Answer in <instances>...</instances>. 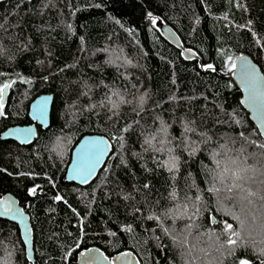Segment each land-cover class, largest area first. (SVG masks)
<instances>
[{
  "label": "trees",
  "instance_id": "obj_1",
  "mask_svg": "<svg viewBox=\"0 0 264 264\" xmlns=\"http://www.w3.org/2000/svg\"><path fill=\"white\" fill-rule=\"evenodd\" d=\"M163 23L196 57H185L162 33ZM0 25V88L10 85L0 107V135L29 122L36 96L53 94L50 125L38 126L32 143L0 137V197L12 192L30 214L36 261L27 258L18 224L0 217V264H78V253L91 246L109 256L135 251L141 264H236L238 258L262 264L258 196L257 219L241 225L225 215L230 204L200 188L211 187L209 150L217 140H235L236 149H245L244 166L256 169L257 180L264 172L250 155L259 148L247 143L259 145L264 137L229 74L239 53L264 71V0H2ZM113 91L132 103L110 119L100 104ZM186 127L197 135L185 134ZM87 133L108 136L113 151L97 176L81 185L64 176L73 146ZM200 133L211 138L208 144ZM252 187L262 194L258 184ZM173 191L177 203L203 195L192 231H199V248L210 255H189L148 219L173 206ZM210 213L232 223L241 243L217 252L223 237L215 241L219 230L209 223ZM187 223L165 219L163 227L178 233Z\"/></svg>",
  "mask_w": 264,
  "mask_h": 264
},
{
  "label": "snow or ice",
  "instance_id": "obj_2",
  "mask_svg": "<svg viewBox=\"0 0 264 264\" xmlns=\"http://www.w3.org/2000/svg\"><path fill=\"white\" fill-rule=\"evenodd\" d=\"M151 15V13H149ZM155 21L153 20V23ZM0 27H3L0 25ZM213 66L211 64L207 65V68L211 69ZM245 73L246 69L243 70ZM10 85L5 84L3 88H0V107H2V93ZM143 97L140 98L141 103H143ZM252 101L255 104L256 98L253 96ZM132 101L127 99L118 91L111 92L110 95H107L105 99L101 102V107H106L109 113V118L112 116L119 115V108L121 105L131 104ZM95 107V105H93ZM2 115V113H0ZM44 109L43 107L38 108V116L43 118ZM21 134L25 137L31 135V129H22L19 130ZM185 134L192 133L197 135L196 129L191 127L185 128ZM202 138V141L205 144H208L211 140L206 134H199ZM240 136L243 137L244 134L240 133ZM235 140L225 139L223 143L219 140L216 141V146L209 150V159L212 167L207 169L206 180L211 184V187L200 188V192L208 193L210 196L214 197L218 203L223 204L227 202L231 205L232 211H228L225 215L231 216L234 220L239 221L241 225L244 224L245 220L251 218L253 222L257 219L255 214V205L256 198L261 203V207H264V172L260 173V177L257 180L255 178L256 169L251 165L244 166L247 160V157L243 156L245 149H236ZM249 146L258 147L259 153H251L250 155L255 157L258 161L262 162L264 166V143L256 144L255 140L247 141ZM107 150V145L103 141H89L81 148V159L79 165L74 172L80 174L84 177L85 181L92 173L95 171V165L100 162L101 157L104 155ZM193 152L196 151L195 148L192 149ZM176 158L173 157V161ZM167 161L165 164L167 165ZM177 165L174 162L168 170L171 172L176 170ZM251 173V174H249ZM259 185L260 191L262 194L258 195V191L253 190L252 185ZM147 187V186H145ZM31 193L34 195L36 193V187H33ZM56 200H61L62 197L56 196ZM170 199L173 201V206L161 211L160 214L149 216L148 219L155 220L158 223V227L165 234L172 235L173 240L177 242L178 246L185 248L189 255H192L194 252H204L205 255H210L205 249L199 248V236L200 233L197 230V234L193 235V226L195 220L198 218L197 214L200 212V207L198 205L204 203V197L201 194H196L195 198H191L187 195L183 197V203H177L179 197L175 191L170 193ZM190 206L194 211L189 212ZM13 209L11 207L5 208V214L11 213ZM163 217V219H162ZM168 220L170 223L175 225L176 220H187L191 223L184 225V229L180 232L173 231L170 232L169 228L163 227V220ZM208 221L210 224L215 222L218 227L219 234L216 235L215 241L220 242L221 237H223V242L219 243V247L216 248V251L219 252L221 248L226 246L235 247L241 243L240 240L235 239L234 237H239L240 234L235 231L234 225L228 222L227 219L217 220L216 217L211 215L208 216ZM191 237V239H189ZM264 252V248L261 249ZM195 259V257H193ZM236 264H251V261L247 259L238 258ZM264 264V261H262Z\"/></svg>",
  "mask_w": 264,
  "mask_h": 264
},
{
  "label": "water",
  "instance_id": "obj_3",
  "mask_svg": "<svg viewBox=\"0 0 264 264\" xmlns=\"http://www.w3.org/2000/svg\"><path fill=\"white\" fill-rule=\"evenodd\" d=\"M2 1V0H0ZM162 33L176 46L182 48L186 58L196 57L195 51L185 48L181 38L176 31L167 23L160 26ZM246 69L245 73L243 70ZM237 86L241 89V102L248 110L251 120L260 130L264 137V71L261 66L248 53H239L234 57V66L229 72ZM9 85V84H8ZM9 87L2 93V103H5L8 97ZM256 98V103L252 101V97ZM53 103V94L44 92L36 96L29 105V116L34 121L30 124H15L8 126L2 132V139H12L20 144L27 145L34 141L38 135L36 123L42 128H47L51 121V109ZM43 107V118L38 116V108ZM31 129V135L25 137L19 130ZM89 141H103L107 145V150L101 157L100 162L95 165V171L85 181L84 177L74 172L79 165L81 159V148ZM113 151V140L101 133H87L83 135L73 146L71 159L67 166L64 179L74 181L81 185L91 182L99 173L100 169L106 163V160ZM11 207L13 211L5 214V208ZM214 216V214H212ZM0 217L16 222L20 227L21 235L26 246L27 258L35 261L34 252V235L30 214L21 205L19 199L12 192H6L0 197ZM78 264H141V260L137 253L132 250L122 251L112 256L98 247L91 246L81 250L77 256Z\"/></svg>",
  "mask_w": 264,
  "mask_h": 264
},
{
  "label": "flooded vegetation",
  "instance_id": "obj_4",
  "mask_svg": "<svg viewBox=\"0 0 264 264\" xmlns=\"http://www.w3.org/2000/svg\"><path fill=\"white\" fill-rule=\"evenodd\" d=\"M28 117H29V122H27V123H23V125L24 124H30V123H34V121L30 118V116H29V108H28ZM35 124H36V127H37V131L39 130V128H38V126H41L39 123H36L35 122Z\"/></svg>",
  "mask_w": 264,
  "mask_h": 264
},
{
  "label": "bare ground",
  "instance_id": "obj_5",
  "mask_svg": "<svg viewBox=\"0 0 264 264\" xmlns=\"http://www.w3.org/2000/svg\"><path fill=\"white\" fill-rule=\"evenodd\" d=\"M246 228V227H245ZM240 230V229H239Z\"/></svg>",
  "mask_w": 264,
  "mask_h": 264
}]
</instances>
